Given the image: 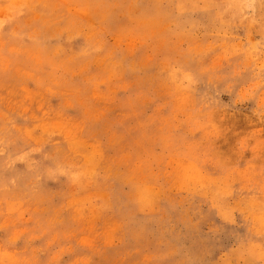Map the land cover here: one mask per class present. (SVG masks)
<instances>
[{
	"label": "rangeland",
	"instance_id": "obj_1",
	"mask_svg": "<svg viewBox=\"0 0 264 264\" xmlns=\"http://www.w3.org/2000/svg\"><path fill=\"white\" fill-rule=\"evenodd\" d=\"M0 264H264V0H0Z\"/></svg>",
	"mask_w": 264,
	"mask_h": 264
}]
</instances>
